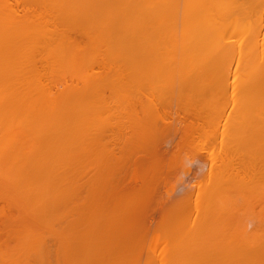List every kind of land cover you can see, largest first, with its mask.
I'll return each mask as SVG.
<instances>
[{
	"label": "bare ground",
	"instance_id": "obj_1",
	"mask_svg": "<svg viewBox=\"0 0 264 264\" xmlns=\"http://www.w3.org/2000/svg\"><path fill=\"white\" fill-rule=\"evenodd\" d=\"M176 137L177 143L166 142ZM173 146L176 150L169 149ZM208 146L217 168L203 174L205 182L201 176L193 196L165 203L160 190L166 170L184 150L203 154ZM141 150L147 159L131 158ZM78 151L90 158L99 153L93 168L101 161L103 172L83 181L90 185L89 196L73 213L85 215L86 222L78 217L80 226L68 222L75 231L82 228V238L71 228L64 231H73L79 246L97 241L96 228L95 239L92 229V239L87 235L96 218L95 212L86 214L88 208L98 209L101 221L99 210L108 217L116 206L121 213L116 216L124 217L130 206V218L121 217L125 222L157 216L158 229L171 226L162 264H264V0H0V194L13 201L0 207L1 261L28 264L41 255L48 207L72 208L81 197L75 190L84 185L86 190L78 183L82 176L61 173L65 163L86 161L82 154L68 158ZM102 202L105 210L97 207ZM117 209L109 215L115 222ZM248 216L263 224L242 231ZM87 219L91 225L83 229ZM107 219L119 228L118 220L114 225ZM176 227L183 230L173 233ZM120 244L109 250L111 259L118 245L123 249ZM107 249L104 254L99 247L96 256L110 255ZM109 260L103 263H114Z\"/></svg>",
	"mask_w": 264,
	"mask_h": 264
},
{
	"label": "rangeland",
	"instance_id": "obj_2",
	"mask_svg": "<svg viewBox=\"0 0 264 264\" xmlns=\"http://www.w3.org/2000/svg\"><path fill=\"white\" fill-rule=\"evenodd\" d=\"M108 95V94H107ZM173 109H175V107L173 108ZM175 111V110H174ZM174 126H175V123H174ZM178 126V125H177ZM175 139V140H174ZM173 141L174 143H177L178 141H179V138H168V140H166V142L167 141ZM116 142L117 141H115V144L114 145H117L118 144V142H117V144H116ZM168 143V142H167ZM208 143V142H207ZM119 145V144H118ZM165 146V145H164ZM119 147H120V145L119 146H117L116 148L118 149V150H115L116 151V153H119ZM111 148H115L114 146H111L110 147V149ZM174 149V150H176V148L173 146V147H169V149ZM206 149H209L210 151H203L204 153L202 154V151L201 152H196L195 150L193 151V150H191V149H186V150H184V153H179L180 154V157H179V161H178V163L176 164V163H174V168H173V165L171 166V168L169 169V170H166V172H165V179H164V181H163V185H162V188H161V190H160V196L165 200V203L168 201V203H170L171 205L174 203L175 204V202H177L176 204H178V203H180L181 202V200H177V199H181V198H183L185 195V198L187 199V198H189L190 196H193V193H194V191H196V188H195V186L196 185H198L199 184V182H201V180H202V177H203V179H204V182H205V176H207L206 174H208L209 172H210V170L212 169V166H214V167H216V165L218 166L219 165V162H218V160L216 161V159L215 160H213L212 158H213V156H211V154H210V152H212L213 151V149L214 148H209V146L206 148ZM140 152V151H139ZM142 152H143V150H141V154H139L138 153V155L137 154H135V156L133 155V156H131V158L132 157H134L133 159H136V158H138V156H139V159H141V158H143L145 155H146V153H145V151H144V155L142 154ZM84 153V152H83ZM82 153L80 152V151H78V152H76V153H74L73 152V154L71 155V154H69L68 155V158H73V159H79V158H81V157H79L78 155H81ZM85 154V153H84ZM84 154H82V155H84ZM89 154V153H88ZM88 154H86V155H84L85 157H82V158H85L84 160H86L87 161V158L89 159L90 157L88 156ZM98 155H99V153H97ZM96 154V155H97ZM205 154V155H204ZM209 154V155H208ZM90 155V154H89ZM92 155V154H91ZM96 155H93L91 158H90V161H89V163L91 162V159L93 158V157H95ZM204 155V156H203ZM210 156V157H209ZM67 157V156H66ZM75 157V158H74ZM97 157V156H96ZM102 156H100V158H101ZM146 157V156H145ZM143 158V160H145V159H147V158ZM207 158H210V159H208V161H207ZM102 159V158H101ZM97 160H99L98 158H97ZM97 160H93L92 159V161L93 162H95V163H93V165H91V164H89V163H87L86 161H83L82 160V162L80 163V162H78V161H73L72 163H69V165H68V163H65L62 167H64L63 169L61 168V173H64V174H73L75 177H81V179H82V181H81V179L79 178V180L81 181H78V183H79V186H80V183H85L86 184V190L84 191L83 190V188L85 189V185L84 186H81V191H76L75 190V192H77V193H81L80 195H81V197H83V199L79 196L78 197V199H77V201L75 202V203H73L75 206L73 207V206H71L72 208H69V207H62V208H60L59 209V211L58 210H54V211H58L57 212V214H56V212L54 213V211H53V207L52 208H50V207H48L49 209H47L46 211H48L46 214L49 216V215H51V216H49L48 218H47V215H46V217H45V219H42L43 220V227L45 226V228L43 229V227L41 226L40 227V231H41V228L43 229L41 232H43V233H41V235L43 236V238H42V241L44 240V238H45V240H44V249H42L43 248V246L42 247H40V250H42V252H41V255L42 254H44V255H42L43 256V260H42V256L40 255V253L39 254H36L35 256L36 257H34V258H32V260L33 261H31V262H29L28 264H47V262H48V264H71V262H72V264H77V263H79L80 262V264H87V260H89V263L88 264H91V262H90V260H91V258H92V264H93V262H94V264H99L98 263V260L99 261H101V259H102V261L100 262V263H103V261L106 263V262H108L107 260L108 259H110L109 261L110 262H113L114 261V263L113 264H118V262L120 263V264H132V263H134V264H156V262L157 261H159L157 264H162V253L161 252H163L162 251V249H164V247H165V244H164V241H166V240H168V237L167 236H170L171 237V235H170V231L169 230H172L171 229V226H170V229H167V228H169V226H166L165 227V225H164V228L162 227H160L159 229H161V232H160V230L158 229V225H157V222H159L158 221V217L156 216L155 217V219L156 220H153V221H155V222H153V221H146L145 219L143 220V222H142V220H140V221H138V220H135V217H134V214L132 215V213H131V216H132V218H133V220L131 221V220H127L126 222L124 221V220H122L121 219V217L123 218V219H127V218H130V216L128 217H126V215H128V213L130 214V212H131V210H132V208L129 206H127V209H124V212L126 213H124V217L121 215L120 216V211L116 208V206H115V204L113 203V205L112 206H115V208L114 209H111L112 210V212H110V211H108V217H107V214H106V212H107V210H105V205H106V203H104L105 201L104 200H106V197H102V201H104V202H102V206H97L98 208H102L103 207V209L102 210H105L104 212L102 211V212H100L101 210H99V213H98V215H101V221L102 220H104V222H102V225H103V228H101V226H100V228L102 229V231H100V229H99V225H100V223H101V221L99 220V217L98 216H96V212H98L97 210L98 209H96V208H88V211H87V213L86 214H88V215H90V213H92V212H95V216L94 217H96L99 221H100V223L98 222V220L96 219V218H94L93 217V215H94V213H93V215H92V217L96 220V222H98L99 223V225L98 226H96L95 225V220H91V222H92V225L94 224L96 227H94L93 228V226H90L91 225V223L90 224H88V219H87V224L85 223L86 222V219H84V217H85V215L82 217L84 220H85V222H83V223H85V224H83L81 227H83V229L84 228H86V227H89L90 226V228H88V229H86L85 230V232H87V235H90L89 234V232L91 231V229H92V231H91V235L93 234V230L96 228V233H95V238H97V241H99L100 242V244H101V241L100 240H103V238H104V236H105V238H104V241L102 242V245L101 246H103V247H106V245H107V247H110L111 249H107V247L105 248V250H104V248H102L101 246H99L97 243V241H95V242H91L90 241V243H89V245L88 246H90L89 248H88V246L87 247H84V246H82V247H84V248H82L81 246H79V243H80V238H78L77 236V238L79 239V243H76L74 240H76L77 238L75 237V236H73V238H74V240H73V238L71 237L72 235H73V231L74 232H77V233H79L78 234V236L80 235V237L82 238V236H83V234H81L79 231H80V229H82V228H80L79 230H77V231H75L73 228H71V226H70V228L73 230L72 231V235H71V230H70V232L69 233H67L68 231H66L65 233H64V231L65 230H69L70 228L69 227H67L70 223H71V225L73 224L74 225V223H76L77 221L79 222V220H81L80 218H79V216L80 215H78V214H76V213H73V212H76V210L74 211V209H77V212H78V209H79V207H76V206H81V205H84V203L86 202V198L88 199V196H89V189H90V185L88 184V186H87V182H83L84 180L86 181V180H89L88 178L89 177H91V175L94 173V171H95V173H96V171L98 170V175H96L97 177L98 176H100V173H101V166H100V162L101 161H99V167H96V169L95 168H93V166L95 167V165L97 164ZM141 161H142V159H141ZM210 161V162H209ZM85 162V163H84ZM214 162H217L216 163V165H215V163ZM89 164L88 166H87V169H86V165L85 164ZM213 163H214V165H213ZM77 164V165H76ZM101 164H103V163H101ZM206 166H205V165ZM82 165V166H81ZM83 165H84V167H83ZM203 165H204V167H203ZM74 166H75V168H74ZM97 166V165H96ZM82 167H83V170H84V168L86 169V170H82ZM90 167V168H89ZM205 167H206V169H205ZM211 167V168H210ZM213 167V168H214ZM91 168L93 169V170H91ZM203 168L205 169V170H203ZM217 168V167H216ZM215 168V169H216ZM99 169L101 170L100 171V173H99ZM64 170V171H63ZM73 170H75L77 173H75L74 174V172L75 171H73ZM81 170V171H80ZM89 170V171H88ZM72 171V172H71ZM83 171V172H82ZM90 171H93V172H90ZM208 171V172H207ZM90 172V173H89ZM203 174H205V176H203ZM79 175V176H78ZM93 175H95V174H93ZM101 175H103V172L101 173ZM202 176V177H201ZM83 177H85V178H83ZM95 177V176H94ZM101 177V176H100ZM201 178V179H200ZM93 179V178H92ZM91 179V180H92ZM98 179H102V178H98ZM77 180V179H76ZM99 181V180H98ZM90 181H88V183H89ZM202 182H203V180H202ZM76 184V185H75ZM75 184H73V186L72 187H76L77 186V182L75 183ZM82 185V184H81ZM75 187H74V189H75ZM77 188V187H76ZM78 190V189H77ZM80 190V189H79ZM71 191H74L73 190V188H71ZM87 191H88V193H87ZM83 193H84V195H83ZM186 193V194H185ZM188 193V194H187ZM6 197V196H5ZM4 196H2V194H0V207H3V206H7V205H9L8 203H7V201H8V199L7 198H5ZM182 199V201L183 200H186V199ZM7 199V200H6ZM90 199V198H89ZM109 200H111V199H109ZM108 200V201H109ZM85 201V202H84ZM90 201V200H89ZM88 201V202H89ZM100 201V200H99ZM112 201V200H111ZM8 202H13L12 200L11 201H8ZM78 202V203H77ZM81 202H83V203H81ZM90 202H92V199H91V201ZM78 205H77V204ZM95 203L96 202H92L91 204H93V206L95 205ZM98 203V202H97ZM109 203H111L112 204V202H110L109 201ZM7 204V205H6ZM72 204V205H73ZM81 204V205H80ZM105 204V205H104ZM111 204H108V206H111ZM88 206H90V204L88 203ZM92 206V207H93ZM95 206V207H96ZM107 206V205H106ZM126 208V207H125ZM184 208H187V206L186 207H184ZM107 209H108V207H107ZM118 210V211H116L117 213H115V216H116V214L118 215V212L120 213L119 214V217H120V219H116V218H119V217H117L116 216V218H115V220H116V222H117V220H118V222H117V224H119V228H118V225L116 224V222L113 220V218L112 217H110L109 215H111V213L113 214V211L114 210ZM129 209H130V211H129ZM52 210V211H51ZM71 210V211H70ZM110 210V209H109ZM190 210V208L188 209V211H186L187 213H188V215H190L191 214V212L193 213V211H189ZM62 211V212H61ZM128 211V212H127ZM110 212V213H109ZM51 213V214H50ZM62 213V214H61ZM71 213H73L72 215L73 216H71ZM102 213L107 217V218H109V220L111 221L110 223H114V225H117L116 227H117V230L115 229V226L112 228V227H110L108 224H109V222H108V219L104 216V215H102ZM134 213H135V210H134ZM187 213H186V215H187ZM190 213V214H189ZM53 214V215H52ZM59 214V215H58ZM76 214V215H75ZM183 214H184V211H183ZM76 216V218H75V216ZM185 215V214H184ZM194 214H192L190 217H192ZM102 216H103V218H102ZM135 216H136V219L138 218V217H140V216H138V214L137 213H135ZM195 216V215H194ZM51 217V218H50ZM73 217V218H72ZM79 218V220H78V218ZM252 216H248L246 219H245V221L243 222V226H242V231L245 229V228H248L249 227V229L250 230H254L256 227L257 228H259L258 227V224L257 223H259V224H263V223H260L259 221V219H257V221H255V220H252L253 218H251ZM86 218H87V215H86ZM89 218V217H88ZM91 218V217H90ZM89 218V219H90ZM131 218V219H132ZM142 217H140V219H141ZM158 218V219H157ZM46 219H48V220H46ZM77 219V220H76ZM105 219L107 220V221H105ZM112 219V220H111ZM125 219V220H126ZM57 220V221H56ZM63 220L65 221V223L63 222ZM75 220H76V222H75ZM259 220V221H258ZM45 221V222H44ZM48 221H51V222H48ZM74 221V222H73ZM82 221V220H81ZM113 221V222H112ZM119 221H121L122 223H124V224H126V227L124 226H121V224H120V222ZM131 222L130 224L128 223V222ZM134 221V222H133ZM254 221H255V223H254ZM53 222H55V223H53ZM68 222H69V224H68ZM73 222V223H72ZM90 222V221H89ZM94 222V223H93ZM108 224H107V223ZM132 222H133V224H132ZM50 223V224H49ZM52 223V224H51ZM64 223V225H62ZM80 223V222H79ZM78 223V225L80 226V224H82V223H80L79 224ZM105 223V224H104ZM137 223H138V225H137ZM145 223H147V224H149V226L146 224L145 225ZM55 226H54V225ZM66 224V225H65ZM97 224V223H96ZM123 224V225H124ZM134 226L135 225V229H138V231L137 232H135L136 230L134 229V227L132 226V225ZM140 224H141V226H140ZM41 225H42V223H41ZM54 227H52V226ZM62 225V226H61ZM72 225V226H73ZM76 225H77V223H76ZM77 225V226H78ZM108 225V228H109V230H110V232H112V234H111V236L113 237L114 236V241L117 239V241H118V237L120 238L121 237V239H122V236H120V235H123V242H125L124 244H125V246H124V244H123V242L122 241H120L122 244H120L121 246L120 247H122V245H123V253H120L122 250H120V249H118V246H117V251H115L114 250V252L115 253H113L114 255L116 254V253H118L117 254V256L115 255V257L113 258V259H111L110 258V256H111V253L112 252H110L111 250H112V248H113V245H114V247H115V249H116V246L115 245H117V244H119L120 242L118 241V243L115 241V242H113L112 243V241H111V236H110V233H108V228H105V226H107ZM128 225V226H127ZM147 226L146 227V229H148V231L147 230H145V226ZM156 225H157V227H156ZM245 225V226H244ZM249 225V226H248ZM64 226V227H63ZM121 226V227H120ZM138 226V227H137ZM246 226H248V227H246ZM49 227V228H48ZM92 227V228H91ZM144 227V228H143ZM156 227V228H155ZM178 227V226H177ZM177 227L175 228V229H177ZM182 227V226H181ZM183 227H185L184 226V224H183ZM182 227V228H183ZM52 228V229H51ZM57 228V229H56ZM62 228L64 229L63 230V232H62ZM111 228L115 231L116 230V234L117 233H119V234H117V236L114 234L115 232L112 230L111 231ZM121 228H125V230H127V231H131V232H133V233H131V232H129V234H128V232L127 231H122L123 229H121ZM126 228H128V229H126ZM133 228V229H132ZM262 228H264V226L262 227ZM261 227H260V229H262ZM54 229H55V231H54ZM89 229H90V231H89ZM99 229V230H98ZM130 229H132V230H130ZM145 231H143V230ZM158 229V230H157ZM164 230V232L163 233H165V238H167V239H165L164 238V236L162 235V234H160V233H162V231ZM184 229V228H183ZM182 229V230H183ZM56 230H58V231H56ZM168 232H167V231ZM179 230H181V228L179 229H177V230H174L173 229V233H175L174 231H176L177 232V234H178V231ZM181 230V231H182ZM52 231H54V233H52ZM83 231L84 230H82L81 232L83 233ZM95 231V230H94ZM99 232V235H100V233H103V231H104V233H105V231H106V233L104 234H101V236L102 237H99L98 238V236H97V233ZM139 231H143L141 234L139 233ZM180 231V232H181ZM241 231V232H242ZM55 232H57L56 234L57 235H55ZM125 232H127V234H125ZM157 232V233H156ZM160 232V233H159ZM62 233V236L60 235ZM64 233V234H63ZM76 233V234H77ZM125 235H124V234ZM133 234L134 235V238H133V235H131V234ZM148 233V234H147ZM167 233H169V235L167 234ZM65 234H66V239L65 240H62V239H64L65 238ZM76 234H74V235H76ZM86 233H84V236H86L85 235ZM155 234H156V236H155ZM55 235V237H57L56 239L55 238H53L52 239V237ZM60 235V236H59ZM68 235L71 237V239L73 240V241H71V239H69V237H68ZM91 235H90V237H91ZM106 235H109V237H108V241L106 240V238H107V236ZM130 235H131V237H130ZM141 235H142V237H141ZM144 235V236H143ZM148 235V236H147ZM160 235H162V237L160 236ZM167 235V236H166ZM41 236V237H42ZM93 236V235H92ZM115 236L117 237V238H115ZM126 236V237H125ZM129 236V237H128ZM160 236V237H159ZM62 237V238H61ZM139 237V238H138ZM155 237V238H154ZM163 238V241H162V239H160L161 240V242H159V238ZM169 237V238H170ZM173 237V236H172ZM84 238V237H83ZM93 238H94V236H93ZM94 238V239H95ZM101 238V239H100ZM138 238V239H137ZM58 239H60V240H58ZM91 239H92V237H91ZM100 239V240H99ZM109 239H110V243H109ZM120 239V240H121ZM126 239H128L129 241H127ZM140 240V241H137V240ZM68 240V241H67ZM105 240H106V242H105ZM136 240V241H135ZM61 241V243H62V246H61V243L59 244V242ZM78 241V240H77ZM131 241V242H130ZM134 241L135 242H137V243H134ZM10 242H12L11 243V247L9 246V248L8 249H12V247L13 246H15V242L12 240V241H10ZM47 242H49V243H47ZM63 242H64V244H63ZM67 242V243H66ZM72 242H75L76 244H78V250H75L74 249V251H77L78 252V254H77V252H75L73 255H75V254H77V255H79V253H80V256H77V258L75 257L74 258V256L72 255V251H73V245H75V243H73V244H71ZM105 242V246L103 245V243ZM128 242V243H127ZM141 242V243H140ZM158 242V243H157ZM163 242V243H162ZM169 242V241H168ZM53 243V244H52ZM71 244L72 245V247L71 248H67V247H70L71 245H68V244ZM117 243V244H116ZM127 243V244H126ZM132 245H131V244ZM10 244V243H9ZM40 244H42V242L40 243ZM92 244H93V246H92ZM109 244L111 245V246H109ZM136 244V245H135ZM140 244V245H139ZM43 245V244H42ZM64 245V246H63ZM68 245V246H67ZM131 245V246H130ZM138 245H139V249H138ZM8 246V245H7ZM39 246V245H38ZM61 246V247H60ZM76 246L74 247V248H76ZM95 246V247H94ZM132 246H134L135 247V249L137 250H135L134 249V247H132ZM159 246V247H158ZM50 247H52V248H50ZM60 247V248H59ZM81 247V248H80ZM92 247H93V250H92ZM99 247L102 249V251L104 252V251H106V249L110 252V255H108L107 254V256L106 255H102V256H104V257H102L101 255H97L96 256V253H98V251H97V249H99ZM119 247V248H120ZM124 247H126L125 249H124ZM128 247V248H127ZM132 247V248H131ZM137 247V248H136ZM38 248V250H39V247H37ZM82 249V250H80V249ZM88 248V249H87ZM141 248V249H140ZM151 248V249H150ZM55 249V250H54ZM60 249V250H59ZM71 250V251H66V250ZM87 249V250H86ZM129 249H132V254L130 255V254H128L129 255V258L126 260V257H128V255H127V253H129L131 250H129ZM149 249V250H148ZM9 250V251H10ZM38 250H36V251H38ZM43 250H44V253H43ZM54 250V251H53ZM84 250V251H83ZM89 250V251H88ZM120 250V251H119ZM125 250H129V252H126ZM62 251V252H61ZM66 251V252H65ZM80 251H82V252H80ZM87 251V252H86ZM91 251V252H90ZM92 251H94V255H92V254H90V253H92ZM108 251H107V253H108ZM140 251V252H139ZM40 252V251H39ZM47 252V254H48V252H49V255L51 256V254H52V257H50V256H48L47 254H45ZM51 252V253H50ZM58 254H57V253ZM68 252H69V256H68V258H66L67 256H65L66 254H68ZM83 252H85V253H87V257H86V259H85V256L86 255H84V253ZM102 252V253H103ZM124 252H126L125 254L127 255V256H123V255H125L124 254ZM135 252V253H134ZM53 253H54V256H53ZM64 253V254H63ZM66 253V254H65ZM83 253V255L81 256V254ZM106 252H104V254H105ZM149 253V254H148ZM99 254H100V252H99ZM119 254H121V256H119ZM148 254V255H147ZM45 255H46V262H44L45 260H44V257H45ZM61 255H63V256H61ZM89 255L91 256V258L89 259ZM135 255V256H134ZM140 255V256H139ZM40 256V257H39ZM93 256H94V258H93ZM119 256V257H118ZM123 256V258H125L124 260H125V262H124V260H123V258L121 259V257ZM152 256V257H151ZM65 257V258H64ZM71 257H73V258H71ZM79 257V258H78ZM82 257H83V259L84 260H86V262H84V260L82 259ZM95 257H97L96 259H95ZM101 257V258H100ZM112 257V256H111ZM117 257H118V259H117ZM147 257V258H146ZM151 257V258H150ZM47 258H49V259H47ZM81 258V259H80ZM106 259V260H105ZM116 259V260H115ZM13 260V259H12ZM18 260V259H17ZM74 260V261H73ZM75 260H76V262H75ZM78 260V261H77ZM81 260V261H80ZM83 260V261H82ZM118 260V261H117ZM15 260H13V262H14ZM19 261V260H18ZM115 261H116V263H115ZM121 261V262H120ZM123 261V262H122ZM127 261V262H126ZM11 259H9V263L11 264ZM15 262H17V261H15ZM14 262V264H27V261H25V260H22L21 259V261L20 262H17V263H15ZM42 262V263H41ZM84 262V263H83ZM151 262V263H150ZM8 263V259H2V261H1V259H0V264H9ZM168 263V262H167ZM13 264V263H12ZM104 264V263H103ZM110 264V263H109ZM163 264H165V263H163Z\"/></svg>",
	"mask_w": 264,
	"mask_h": 264
}]
</instances>
